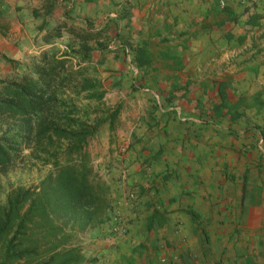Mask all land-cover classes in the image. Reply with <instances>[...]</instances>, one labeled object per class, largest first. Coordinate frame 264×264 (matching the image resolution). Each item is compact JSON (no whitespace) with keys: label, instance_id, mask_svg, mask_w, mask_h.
<instances>
[{"label":"crops","instance_id":"1","mask_svg":"<svg viewBox=\"0 0 264 264\" xmlns=\"http://www.w3.org/2000/svg\"><path fill=\"white\" fill-rule=\"evenodd\" d=\"M99 2L111 4H83L94 10ZM119 7L127 17L110 23L119 36L156 43L164 72H181L171 68L183 64L184 73L210 75V80H194L200 89L219 87L233 97L254 99L247 114L258 121L257 130L238 125L225 133L219 116L202 114L177 95L172 99L177 85L163 82V88H173L151 96L140 74L131 89L141 95L143 122L125 130L135 128L137 137L150 138L158 127L164 142L151 147L142 140V159L129 168L136 203L112 195L127 231L112 235L103 229L115 240L109 243L105 237L102 251L117 247L126 255L123 264H264V150L256 143L264 133V0H121ZM88 19L82 16L80 23L91 33ZM156 105H162L161 113ZM169 113L172 119L165 116ZM182 113L187 124L179 121ZM188 121L198 127L192 130ZM231 147L235 157L227 160L223 153Z\"/></svg>","mask_w":264,"mask_h":264},{"label":"rangeland","instance_id":"2","mask_svg":"<svg viewBox=\"0 0 264 264\" xmlns=\"http://www.w3.org/2000/svg\"><path fill=\"white\" fill-rule=\"evenodd\" d=\"M83 2L86 0H0V79L25 73L35 75L33 68L37 56L46 51L50 56L64 58L67 61V70L85 68L83 75L78 76L69 89L63 90L62 96L64 104L69 103L76 108L79 120L92 124L98 118H105L118 107V114L113 124L104 122L84 146L91 172L96 174V179L89 176L92 188L99 192V188L93 185L95 183L98 185V182L105 185L110 210L117 211L120 208L118 198H112L116 193H120L124 202L127 194L132 192L136 203L137 192L129 185L130 164L139 161L137 157L140 158L146 145L153 147L164 142L158 127L150 138L146 137V134L145 137L143 135L137 137L135 128L130 133L125 130L134 122H143V111H140L144 107L141 103V95L131 89L133 80L136 81L140 74L147 84L146 92H150L151 96H158L161 89H172L173 87L163 88L167 85L163 82H168L178 86L170 91L172 99L177 95L181 102L185 100L192 102L193 108L197 107L202 114L205 112L214 117L219 116L218 124L223 129L231 127V130L235 131L240 125L257 130L254 125L258 121L257 117L256 121L254 115L247 114L255 106L254 99L245 98L247 96L244 97L245 99H239L236 95L233 97L230 90L226 89H223L224 96L219 87L200 89L199 83H195L194 80L202 78L210 80L212 79L210 75L207 77L205 74L190 72L189 69L188 73H184L183 64L171 68L181 72H164L167 67L162 66L163 59L155 53L158 47L156 43L143 42L135 37L127 40L124 33L119 36V32L116 33L110 23L113 19L120 20L127 17L126 10H121L119 7L121 0H111V4H105L104 7L99 2L98 5L92 6L94 10H87ZM82 16L86 19L90 18L88 20L91 33H86L84 25H81ZM91 34L97 38L90 39ZM119 46L125 47L126 55L116 51ZM9 60L15 63L11 64ZM179 63H182V59H179L177 64ZM83 79L96 82V87L80 90ZM185 80L189 83L182 82ZM184 84L192 85V88H184ZM100 91L104 93L101 100L92 97L94 92ZM204 96H207V99ZM69 105L62 106V111H68ZM178 105L171 103L169 106L179 110ZM156 106L161 113L162 105ZM137 111L141 115L137 114ZM165 116L172 119L170 113ZM183 116L185 114L182 113L180 122H184ZM129 121L131 123L126 124ZM188 122L191 123L192 130L198 127V123ZM10 123L0 120V133ZM184 123L187 124L186 120ZM11 124L13 126L14 122ZM260 132L261 136L257 138L256 143L258 150L259 147L264 150L262 145L264 133ZM64 144L62 143L61 146L64 147ZM228 150L231 151H224L223 154L225 159L230 160L231 155L235 157V153L232 152L234 151L232 147ZM130 155H134L135 158H130ZM20 159L22 160L18 161ZM17 161L15 165L0 170V205L5 203L10 191L18 187L25 189L36 187L53 170L51 161L46 160V155L35 148H23ZM103 229L106 230V221L100 226L85 229H79L76 224L70 223L65 227L69 237L66 242L60 243L59 250L78 248L79 254L84 258L82 264L125 263L126 255L119 252L117 247L111 253L102 251L106 238L107 242L115 240L105 235ZM44 245L42 243V246ZM109 246L114 247V244Z\"/></svg>","mask_w":264,"mask_h":264},{"label":"trees","instance_id":"3","mask_svg":"<svg viewBox=\"0 0 264 264\" xmlns=\"http://www.w3.org/2000/svg\"><path fill=\"white\" fill-rule=\"evenodd\" d=\"M116 51L127 54L123 47ZM37 58L35 75L0 79V120L14 122L0 133V170L21 161H17L21 150L29 147L45 154L53 170L36 187L10 191L0 205V264H82L78 248L59 246L69 237L65 227L70 223L79 229L110 223L114 210L109 208L105 185H93L99 192L92 188L89 176L96 174L84 146L104 122L113 124L118 107L92 124L79 120L76 108L64 104L62 96L85 68L67 70L64 58L46 51ZM81 83L80 90L96 87L87 79ZM103 95L94 92L92 97L101 100ZM64 105H69L66 112ZM105 232L115 235L110 224Z\"/></svg>","mask_w":264,"mask_h":264},{"label":"built area","instance_id":"4","mask_svg":"<svg viewBox=\"0 0 264 264\" xmlns=\"http://www.w3.org/2000/svg\"><path fill=\"white\" fill-rule=\"evenodd\" d=\"M224 5V2H220ZM127 200H134V194L132 192L128 193L126 196ZM112 217L110 219L111 230L115 235H124L127 231V220H125L120 212L114 211L111 213Z\"/></svg>","mask_w":264,"mask_h":264}]
</instances>
